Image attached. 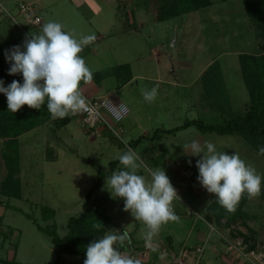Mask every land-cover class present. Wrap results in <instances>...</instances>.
Returning a JSON list of instances; mask_svg holds the SVG:
<instances>
[{"label": "rangeland", "instance_id": "rangeland-1", "mask_svg": "<svg viewBox=\"0 0 264 264\" xmlns=\"http://www.w3.org/2000/svg\"><path fill=\"white\" fill-rule=\"evenodd\" d=\"M21 1L34 5L41 23L35 27L26 25L17 7L19 0H0L15 19L0 13V71L11 66L6 51L14 46L23 50L29 34H40L48 21L61 23L67 32L77 31V38L97 35V27L90 25L89 13L75 10L76 15L71 16L72 6L65 0ZM122 1V21L126 14L133 15L144 26L128 27L127 20L125 24L111 16L104 39L95 40L80 54L93 72V81L81 83V91L88 98L109 97L124 103L130 111L123 122L126 134L120 141L102 130L93 132L78 117H71L66 126H57L48 114H32L37 116L31 119L29 113L33 111L26 117L22 114L24 117L17 121L16 113L7 117L0 124L2 134L5 125L9 132L8 137L0 136V191L18 188L19 196L7 198L0 192V260L15 257L26 264H53L56 253L52 234L60 239L68 234L69 218L83 211L88 192L99 182L87 208H99L110 218L105 233H128L130 239L117 247L140 259L141 264H249L241 260L239 253L229 254L227 244L244 241L264 254V155L238 135L203 132L196 126L164 132L191 120L221 126L246 112L250 95L240 55L264 54V41L258 36L245 0H209V7L194 12L187 10L189 1L180 0L174 9L177 14L169 18H158V9L150 10L148 0L140 1L139 11L132 0ZM246 2L249 7L255 5ZM261 7L256 6L258 13L263 11ZM13 80L22 84V74L13 75ZM156 85L157 98L146 102L141 90ZM41 109H47V104ZM31 120L38 124L25 127ZM134 141L137 145L132 146ZM192 141L202 147L206 141L212 142L217 152L238 153L261 175V195L248 198L242 217L233 222L218 221L208 214L207 207L216 197L198 181L196 162L201 157L193 156L191 148L185 147ZM128 147L142 159L138 174L150 179V171L159 162L157 167L165 170L179 190V197L173 201L179 220L161 227L152 241L155 251L146 246V227L124 211L123 198L111 196L107 177L100 179L121 170L116 157ZM8 162L12 166L8 167ZM182 171H189L192 177L184 179ZM193 223L196 229L188 231ZM94 232L88 231L82 240L90 244L95 240ZM103 235L99 234L98 239ZM85 259L82 255L63 254L62 264H84Z\"/></svg>", "mask_w": 264, "mask_h": 264}, {"label": "clouds", "instance_id": "clouds-1", "mask_svg": "<svg viewBox=\"0 0 264 264\" xmlns=\"http://www.w3.org/2000/svg\"><path fill=\"white\" fill-rule=\"evenodd\" d=\"M95 40L94 34L77 38L64 31L61 23L48 21L42 25L40 34H29L23 50L20 46L7 50L9 75L23 77L22 84L13 80L7 87L0 80V93L6 96L8 111L16 113L25 105L39 110L46 103L55 120L86 110L88 101L81 83L90 84L93 72L80 54ZM141 94L146 102H154L158 85L142 89ZM124 143L127 147V141ZM185 147L191 148L193 156L201 157L196 162L198 181L226 211L235 212L245 194L249 199L261 195V175L238 153L217 152L208 141L203 147L197 141ZM259 154L264 155V147ZM116 159L122 168L106 178L107 190L113 198H123L124 211L146 227L143 238L146 246L155 251L152 241L161 227L179 220L173 207V201L179 197L177 191L161 167L150 171V179L138 174L143 162L134 149L128 147ZM129 239L126 231L106 232L87 245L84 264H141L140 259L122 253L117 247H123Z\"/></svg>", "mask_w": 264, "mask_h": 264}, {"label": "trees", "instance_id": "trees-1", "mask_svg": "<svg viewBox=\"0 0 264 264\" xmlns=\"http://www.w3.org/2000/svg\"><path fill=\"white\" fill-rule=\"evenodd\" d=\"M179 1L180 0H160L158 6V12H159L158 18H160V16L164 18H169L171 16L174 17L177 14V12L174 10L175 5ZM182 1L183 3H187L189 1L190 7H187V10L190 12L200 10L204 7H209L211 4L209 0H182ZM249 1L251 3H255V5L249 7L248 6L249 3H247L245 0L246 6L248 7L247 8L248 14L250 15V18L254 21V23L257 26L256 28L258 31V36L262 38V40L264 41V28H263L264 9L261 13H258V11L256 10V6H260V8H263L261 6H264V0H249ZM262 46L264 51V43ZM240 62L242 67V76L246 84V87L248 89V93L250 95L249 107L247 108L246 112L243 115L235 116L234 118L229 120L225 125H221V126L208 125L200 120H191V121H186L181 127L164 132L175 133L181 129H185L190 126H196V128H198L200 131L203 132L211 131V132H216L219 135L241 136L249 144H251L256 151L259 152V149L261 147H264V54L262 55L242 54L240 55ZM123 66H125V68L127 67V65H123ZM0 80L4 82V86H7L13 81V75H9V70L5 69L3 71H0ZM23 107L22 108L25 109V111L22 112V108H21L20 111L16 112L17 114L16 121L21 120L23 116L22 114H25L26 117V114L32 111L33 113H29V114H30V118L34 120L36 119L37 115H32V114H39L42 116H45L46 114L50 115L47 109L45 110L41 108L39 110L30 109L26 105ZM11 114L13 113L8 111L7 108L6 96H2L0 93V124L2 125L4 123V120H6L7 117L11 116ZM34 120L25 123L26 124L25 127L34 128L38 124V122H34ZM51 120L53 119L51 118ZM70 121H71V117L69 115L63 119L53 120V122L57 126H66ZM3 128H5L4 133L2 134L0 131V136L8 137L9 134L7 130L8 125H5ZM156 137H157V133L153 136V138ZM135 145H137V141L132 142V146ZM114 163H117V161L111 162L110 164L113 165ZM158 163L159 162L154 164L155 167L158 166ZM6 165L8 167L12 166V164L9 162L6 163ZM108 176L109 175L100 177V179ZM99 184L100 183L97 182L96 185L88 192L87 198L83 203V211L77 217L69 218L67 222L68 234L63 239H60L58 238L57 235L52 234L53 235L52 243L55 246V253H56V259L53 264H62L63 254L78 255V256L82 255L86 258V246L88 245V240L86 242L87 244L82 240L84 238V235H88V231H95L93 235L95 234L96 235L95 239H98L99 234L103 235L106 231L107 225L111 223L110 218L104 215V213L100 212L99 208L96 209L87 208L88 202L90 200V194L95 190V188L99 186ZM2 191L0 192L7 198H12V197L16 198L19 196L18 188L16 190H10L7 193ZM247 200L248 197L245 194L241 199V201L239 202L235 212L230 213L226 211L223 207H221L219 204L215 205L216 204L215 202H217L216 199V201L213 202L215 204L212 203L210 207H207L208 214L216 218L218 221L221 219H227L230 222H233L238 217L243 216V212H244L243 207L246 204ZM101 217H103V220L101 219ZM87 237L88 236H86V238ZM242 245L247 246V251L255 250L254 246L244 244V241H242ZM0 263L26 264L22 262H17L15 260V257L12 258L11 260H0Z\"/></svg>", "mask_w": 264, "mask_h": 264}, {"label": "built area", "instance_id": "built-area-1", "mask_svg": "<svg viewBox=\"0 0 264 264\" xmlns=\"http://www.w3.org/2000/svg\"><path fill=\"white\" fill-rule=\"evenodd\" d=\"M17 7L20 15L24 17L26 25L35 27L41 23V18L33 4L19 1ZM0 13L9 14L1 3ZM9 16L12 20H15L10 14ZM86 99L88 101L87 109L76 114H69V116L78 117L88 130L98 133L99 130H102L120 141L123 140L126 134L123 122L130 113L129 108L124 103L109 97H86ZM188 173L189 171H182L184 179L192 177L191 173ZM174 188L178 194L179 190L176 187ZM227 251L229 254L232 252L239 253V257H242L241 260L249 264H264V254L255 250L247 251V246H243L242 241H230L227 244Z\"/></svg>", "mask_w": 264, "mask_h": 264}, {"label": "crops", "instance_id": "crops-1", "mask_svg": "<svg viewBox=\"0 0 264 264\" xmlns=\"http://www.w3.org/2000/svg\"><path fill=\"white\" fill-rule=\"evenodd\" d=\"M19 1H21V0H19ZM65 1H66V3L68 2V4H70L72 6L70 9L71 16L76 15V12H74L75 10H77L78 12H81L83 10V11L89 13L88 19H89L90 25L93 26L95 29L97 27V29H96V31H97L96 41L101 42L104 39V35L106 33V30L109 27V25L111 24V20H112L111 16L112 15H114V18L116 17L117 20L120 22L123 19V13H121L122 9H120V5L125 7V4H124V1H122V0H65ZM132 1H133L134 5L137 7V9H138L137 11H139V6L141 5V2H140L141 0H135V2H134V0H132ZM159 1L160 0H148L147 1L148 4L147 3L146 4L150 7V10L154 11L155 9H158ZM114 3H116L115 7L113 6V5H115ZM147 9H149V8H147ZM66 14H68L67 11H65V15ZM137 16L138 17L141 16V13L139 12V14ZM126 17L127 18L124 19L123 21L126 24V20H127L128 27H133V25H134L135 28H137V27L142 28L144 26V22L142 20L141 21L137 20L136 18H134L133 15L127 16V14H126ZM65 18L67 19L68 16H66ZM135 21H137L136 24L134 23ZM42 22H43V20H42ZM122 28L124 29V24H123ZM63 30L65 31L64 28H63ZM71 31H72L71 33L78 36V33H76L77 31H75V32L73 30H71ZM136 33H138V30H136ZM90 49H91V51L94 52L93 47ZM125 65H127V64H125ZM94 89H96V88H94ZM190 228L191 229H189L188 231H192V229L194 231V229H196V223H193ZM216 251H217V249H215L214 253ZM1 260H3V259H1ZM6 260H9V258H6Z\"/></svg>", "mask_w": 264, "mask_h": 264}]
</instances>
